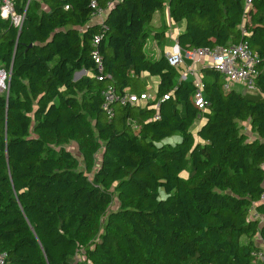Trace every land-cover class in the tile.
<instances>
[{
    "label": "trees",
    "instance_id": "1",
    "mask_svg": "<svg viewBox=\"0 0 264 264\" xmlns=\"http://www.w3.org/2000/svg\"><path fill=\"white\" fill-rule=\"evenodd\" d=\"M95 1L109 10L102 22L92 0H32L20 35L0 17V63L12 67L0 95L7 264H264L254 240L264 243V0ZM167 7L185 23L183 49L248 43L257 92L225 90L224 75L202 65L200 109L193 82L145 50L165 38L151 22ZM144 73L159 78L157 101H114L110 116L104 92L140 95Z\"/></svg>",
    "mask_w": 264,
    "mask_h": 264
},
{
    "label": "built area",
    "instance_id": "2",
    "mask_svg": "<svg viewBox=\"0 0 264 264\" xmlns=\"http://www.w3.org/2000/svg\"><path fill=\"white\" fill-rule=\"evenodd\" d=\"M32 0H28L25 10L23 12L18 10L17 0H0V17L10 20L11 24L20 32L23 28L27 9ZM252 0H247L246 4L249 6ZM114 5L110 3L109 7ZM91 6L92 20H99L102 22V18L105 10L99 7L95 0H92ZM70 8L69 5L66 6ZM100 38L97 36L95 43H98ZM167 59L172 66L181 70L179 77L180 81L191 80L196 87L194 93V101L196 105L203 111L206 109L208 100L206 98L204 74L199 65H213L215 66L225 77L224 89H233L237 84L243 86V92H257V88L254 85V81L259 75L258 63L255 52L250 48L246 42H239L231 45H218L216 47H197L192 49H183L178 39L172 46V49L166 53ZM94 58L98 63L100 70H103L102 60L97 51L94 52ZM205 59V61H204ZM187 60H191L192 63L188 64ZM12 67L9 69L5 65L0 63V95H7L9 92V82L11 77ZM255 88V90H252ZM105 103L103 107L108 111V114L113 115V109L111 104L114 101L120 104L137 103L145 104L149 101H155L156 97H153L148 92H143L138 95L132 92H125L124 94H116L114 88L111 86L104 92ZM169 96H164L168 98ZM157 101V100H156ZM160 101L155 104V108L158 110ZM156 117H159L158 112ZM264 198V194L262 196ZM76 259H80L78 256ZM0 264H7V253L0 251Z\"/></svg>",
    "mask_w": 264,
    "mask_h": 264
},
{
    "label": "crops",
    "instance_id": "3",
    "mask_svg": "<svg viewBox=\"0 0 264 264\" xmlns=\"http://www.w3.org/2000/svg\"><path fill=\"white\" fill-rule=\"evenodd\" d=\"M106 14L102 15V18H105ZM103 20V19H102ZM93 21H99V20H93ZM151 25L153 28L159 29L163 26H167V28L165 29V38L162 41H158L157 40V45H153V47L151 48V53L156 56V59L159 58L162 54H166L169 50L172 49V46L175 42V39H178V36L184 32L185 30V23L184 22H172L171 17H170V13H169V9L168 7L163 11V12H157L155 13L153 20L151 22ZM153 30V29H151ZM155 33L152 32V34ZM165 41V42H163ZM147 53V52H146ZM187 63L190 64L192 63L191 60H187ZM202 64L199 65L198 64V68H201ZM87 74V71L85 70V73L83 75ZM152 79H157V83H159V78L157 76H151L148 73H144L143 74V79L145 80H151ZM239 88L240 91L243 92V86L241 84H237L235 86V88ZM144 92H147L144 90ZM259 241H261L259 239ZM261 243H263L261 241ZM264 244V243H263ZM263 244H261L263 246Z\"/></svg>",
    "mask_w": 264,
    "mask_h": 264
},
{
    "label": "rangeland",
    "instance_id": "4",
    "mask_svg": "<svg viewBox=\"0 0 264 264\" xmlns=\"http://www.w3.org/2000/svg\"><path fill=\"white\" fill-rule=\"evenodd\" d=\"M108 11L109 10H105V12L103 14H106ZM163 42H165V41H163ZM154 44L157 45L158 43H157V40L155 39V37L152 36L148 40V43H147L146 48H145L148 57L151 58V59H156V56H154L151 53V48L153 47ZM204 61H205V59H204ZM157 85H158L157 79H152V78H151V80H145L144 79L143 81L140 82L139 88L147 91L153 97H156ZM243 89H245V88H243ZM237 90L240 91L238 87H237ZM252 90H255V88H253ZM200 122H201V120L197 121L196 125H198ZM241 130H242V132H244V133H246L248 135H252L251 130H250V126H249L248 123H242L241 124ZM180 139H181V137L179 135H175L173 137H170V138L166 139V141L167 142H171V143H176ZM65 146L69 150H71L78 157V159L82 163V166L84 167L83 156H82L77 144L75 142H72V143H69V144H67ZM97 159H98V162H100L101 153H99ZM184 175L186 176L187 173H184ZM118 205H119V203L116 200L115 203L112 205V208L115 209V208L118 207ZM256 213L257 212L255 210L252 211V215H256ZM243 240H248V239H247V237H243ZM254 240H255V243H257V245H259L261 247V250H260V252L257 255V260L260 261V262H264V244L261 243V241H259L258 237H255ZM261 244H263V246Z\"/></svg>",
    "mask_w": 264,
    "mask_h": 264
},
{
    "label": "water",
    "instance_id": "5",
    "mask_svg": "<svg viewBox=\"0 0 264 264\" xmlns=\"http://www.w3.org/2000/svg\"><path fill=\"white\" fill-rule=\"evenodd\" d=\"M21 31L19 32V35L21 34ZM84 73H85V69H82L80 71H76L75 74H74V80L80 79L83 76ZM10 79H11V77H10Z\"/></svg>",
    "mask_w": 264,
    "mask_h": 264
}]
</instances>
